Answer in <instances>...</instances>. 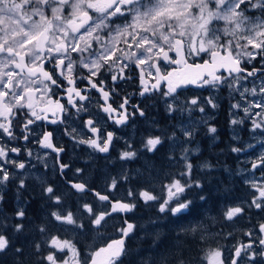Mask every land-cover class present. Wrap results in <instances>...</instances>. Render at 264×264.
Here are the masks:
<instances>
[{"label":"snow or ice","instance_id":"snow-or-ice-1","mask_svg":"<svg viewBox=\"0 0 264 264\" xmlns=\"http://www.w3.org/2000/svg\"><path fill=\"white\" fill-rule=\"evenodd\" d=\"M241 40L246 43L241 44ZM121 44L128 50L119 47ZM234 48L239 51L234 52ZM249 48L254 51H248ZM170 52L175 53V56L170 57ZM257 57L264 58V0H0V117L5 121L0 122V136H7L9 140L17 139L12 131V121L9 119L17 114L13 111L14 108L26 107L36 120L42 119L34 110L32 103L34 94L40 89L33 88L32 85H43L45 92L50 91L46 82L60 87L62 85L58 82L57 74L66 79L69 85H74L79 79H87L92 88H98L102 92L107 102L109 92L99 88L104 81L94 82L93 77L102 71L111 72L114 68H118L123 74L124 69L133 63L139 68L153 61L150 67L156 69V83L151 89L145 87L141 95L151 90L160 91L163 97L171 98L173 101L167 108L170 115L179 112L181 116L187 113L190 117L193 109L189 105L197 106L198 99L193 98L183 105H178L175 103L180 95L178 89L207 86L217 89L228 87L231 91H237L240 81L247 80L258 72H264V68L253 67L249 71L243 67V64H250ZM193 58H199L201 63H196ZM155 59H162L165 63L177 67L170 71L163 70L154 62ZM190 59H193L192 63H189ZM45 61L53 65L52 71L46 70ZM77 68L86 69L88 75H74ZM11 69H20V72ZM221 69H224L228 76H224ZM119 78L124 77L121 75ZM112 79L116 81L118 77L112 75ZM161 81L167 83L166 91L159 87ZM141 82L143 83V71ZM67 91L70 104L73 93L81 101L86 99L76 87ZM245 94L253 97L259 95L260 98L249 100ZM240 95L247 106L242 107L241 103L237 102L231 107L242 108L244 117L233 118L230 123L236 125L243 123L245 119H251L252 131L260 130L264 133V112H252L253 108L264 109V80L261 81L258 90L255 86L251 89L245 87ZM208 103L213 108L217 106L211 98L208 99ZM48 104L55 105L60 112L67 111L58 100H52L50 97ZM125 104L126 99L120 105V109H124ZM80 110L86 109L81 105L78 108V111ZM102 110L109 113V119L112 118L111 113L118 111L111 105L103 107ZM137 110L144 116L142 110ZM199 111L204 113V107H199ZM23 114L27 116L29 113ZM254 116H261L262 119L257 121L253 119ZM127 119L128 116L121 113L115 123L124 124ZM32 123L34 120L28 119L23 125V130H27L28 125ZM86 127L94 135L99 132L100 137L81 138L77 143L107 153L114 134L107 133V139L103 140V133L92 119L86 122ZM177 127L186 140H189L196 131L195 128L183 124ZM216 131L215 127H208L209 133ZM51 135L45 133L43 140L40 141L42 146L53 147L50 142ZM28 138L27 135L23 136L25 140ZM167 138L175 144L178 140L176 131ZM163 142V136L149 135L142 147L148 153H154ZM261 143L264 144V141ZM126 144L127 147L119 158L121 160L136 158L139 151L134 150L130 143ZM54 150L63 151L62 148ZM232 151L240 152L241 149L234 147ZM9 152L19 153L20 149L17 147L9 149L6 145H0V186H4L13 178L14 174L8 170V164H13L19 169L25 167L24 163H16L9 159ZM190 154L189 148L182 149L180 160L183 162V170L178 174L180 178L174 176L171 183L164 185L167 198L159 203L158 212L165 218L186 219V214L192 213L193 201L184 198L183 194L186 190L193 187L201 188L202 185L198 180H191L193 164L189 159ZM169 160H174V156L170 155ZM259 163L264 164V153L259 157ZM64 167L67 165H61L62 169ZM257 167V163L252 164L253 169ZM201 168L210 169L211 165L205 163ZM79 171L80 169H77V172ZM154 171V162L145 157L138 175L152 180ZM184 177L188 179L184 180ZM123 178L127 180V174H124ZM116 186L117 181L113 178L110 187ZM20 187H25L23 180L20 181ZM72 187L80 193L90 190L84 183H76ZM252 187L259 195L253 196L251 205L264 209V185L252 183ZM44 193L57 205L62 203V197L56 196L51 186L46 187ZM94 195L101 202L99 212L89 204L83 205L89 213L88 217H81L78 212L68 211L67 214H63L60 211H52V219L36 225L33 229L38 230L40 240L30 242L28 251L23 244L13 247L10 238L0 231V255L11 249L13 264H30V261L31 264H44L45 261L47 264H123L124 259L131 254L127 239L132 238L136 228L143 227L144 235L152 238V249L151 259L142 257L141 264H189L183 253L185 245L190 240L194 241L198 236L201 242H205L209 235H220L209 233L203 220L194 218V221L181 227L172 240L161 249L164 243L162 224L161 218L156 217L149 218L145 226L125 220L126 227L117 229L120 237L106 239L105 233L101 231L107 224L106 218L116 212H132L136 204L121 200L113 201L109 195L99 192H94ZM139 195L146 204L149 201L161 200V197L145 190H141ZM128 196L134 198L135 193L129 190ZM2 199L0 196V200ZM200 200L206 201V197L201 195ZM105 202L112 205L110 211L107 210ZM243 211L244 208L241 206L228 207L223 212V218L231 221ZM15 216L19 221H23L24 209H19ZM7 219L6 216L0 217V229L8 227ZM85 219L90 222V229L88 224L82 222ZM212 219L215 222L216 218ZM12 227L15 233H23L25 229L22 222H17ZM50 227L57 229L62 227L65 231L72 230L76 235L85 236L90 230L92 238L85 248L81 249L71 240H61L58 235H51L49 238ZM259 230L264 235V223L259 225ZM45 244L48 245L49 251L47 255H42ZM259 246L260 251L255 250L253 243L236 247L234 255L229 258L231 264H240V260L245 256L250 264H254L257 257H264V238H259ZM53 248L56 249L55 252L51 251ZM58 254H63V259H60ZM221 257L219 248H208L204 250L202 259L208 264H226V260Z\"/></svg>","mask_w":264,"mask_h":264},{"label":"trees","instance_id":"trees-1","mask_svg":"<svg viewBox=\"0 0 264 264\" xmlns=\"http://www.w3.org/2000/svg\"><path fill=\"white\" fill-rule=\"evenodd\" d=\"M243 67L249 70H252L253 67L259 68L258 58L253 60L250 65L246 63L243 64ZM186 92L194 93L193 90H187ZM218 92L223 93L221 88L218 89ZM224 95L226 94L222 95V99H225ZM228 99L230 100L229 95L226 98L227 103ZM222 102L223 100L220 102V107H217L215 112H213L214 119L212 118L211 120H209L206 126L203 124H199L197 127H194L196 131L191 139L193 140V142H197V144H199L200 152L189 158L193 164L191 180L200 181L202 187H193L190 190H186V192L183 194L184 198L193 201L192 213L191 215L186 214V219H177L174 217L170 219L165 218L158 212L157 208L159 207V203L162 202V200L149 201L146 204L140 196H137L141 190L148 191L152 195L162 193L161 191H159L161 190L160 188H164V185H166L171 180L168 175H173L174 178L176 174L175 177L180 178L178 175L179 172L177 164V160L180 159V153L179 150L176 151V146L175 148H172L174 144L167 137L171 135L173 130L176 131L177 137H179V130L176 127L178 121L182 119V117L178 112H174L170 116L167 111V107L163 106L164 97H162V94L160 93L158 97L159 109H157V111L154 112L151 116L155 124V129H150V134L145 130H141L138 133V136L141 135L144 137V139L149 135L164 137V142L161 145H158L157 150L154 153H148L144 149H141V151L139 150V153L141 152L145 154L144 157L154 162L155 164V171L153 172V176H155L156 179H153V183L144 181L140 182V178H134L130 176V172L133 169L138 168V163L140 160L138 158H135L134 161H128L127 163H125V167H119L117 163H112L110 164L111 167H108L106 170L108 172V181L98 182V180H96L97 171L95 174V169H93L91 171V174H95V178L87 184V188L90 190L79 195L73 192L71 189L69 190L66 188L65 190H63L64 188H58V190L54 191V194L56 196L62 197V203L59 205H54L53 200H49L47 195L44 196L45 193L43 192V189L41 190L40 188V191L34 190V186L32 184H26L25 186L28 185V188L22 189L20 187V183L17 180L11 179L7 182L4 188L5 192L3 194L5 196V203L3 211L0 212V217L6 216L8 218V227L6 229H0V231H3L10 238L13 247L23 244L26 247V251H28L30 249V242L40 240V234L38 230L33 231V229L36 225H39L46 220L52 219L50 216L52 211L66 208L73 213L82 212L84 210L83 205L88 203L89 205L91 204L92 206H94L95 210L99 212L101 209V203L95 199V197L91 194V191L95 190L98 192H102L105 195H109L111 200H118L119 197H115L113 191L117 192V190H121L123 192H129V190H132L136 196L133 198V200L121 198L125 202H132L136 204L135 209L130 212L129 221H132L133 224L136 225H140L144 222L146 225L149 218L160 217L162 224L161 231L163 232L164 241V243L161 245V249L172 240V238L176 235L177 231H179L181 227L186 226L189 224V222L194 221V218L203 220L205 222V225H207L208 223L213 224L212 232L219 233L220 235L213 237L211 235L206 240V242H201L199 240V237L197 236L194 241L190 240L189 243L185 245L183 253L184 259L188 261L189 264H191V261L193 262V264H197L201 260L204 249L214 247L219 248V245L225 240V235L230 234L228 230L230 227L229 222L223 218V212L228 208L227 205L233 204L236 201L250 200L253 191V189L249 188L250 185H243V174H241L240 170L236 169V165L237 167H239V164H242V162L238 159V156H236L237 152L232 151L235 146L232 145V142L224 133L228 132L227 127L231 120L227 119L228 115H226V106L225 104H222ZM170 117L173 119H171ZM241 118L239 117L238 119ZM246 120L248 121V119H245L243 123L238 125L239 129H237V131H239V134L242 135L241 141H243L245 136L248 140H250L247 134L251 132V129H249L250 124H247ZM227 121L228 123H226ZM211 124H213V127L217 129L216 133H214V136L207 131V126H212ZM247 131L250 132L248 133ZM212 137L216 138L212 140ZM217 139L219 140L218 142H216ZM136 141H134L133 144ZM133 149L138 150V146H136V143ZM170 155L174 156V160H169ZM205 163L210 164L211 168L202 169L201 165ZM113 167H116V169ZM226 169L227 171H225ZM182 170L183 164H181L180 172ZM124 174H127V180H125L124 178L120 179L121 176H124ZM113 178L117 179V186L115 188H111L112 191H109L107 188L108 186H111ZM183 179L187 180L188 177H184ZM201 195L206 197V201L200 200ZM159 197H161L162 199V196ZM88 198H92V201H88ZM21 206L25 208V217L23 221H19L15 216L16 209ZM106 207L108 209L107 203ZM263 213V211H251L250 213H248V215L249 217L254 218L255 215L257 217H260L261 215H263ZM207 217H209L210 219H212L213 217L216 218L215 222L213 221V219L210 222L209 220H207ZM106 219L107 224L103 229H101V231L105 233L106 239L119 236V232L117 231V229L122 227V216H120L119 214L113 216L111 215V217H108ZM17 222H22L25 225L26 230L24 229L25 231L23 233L19 234L14 232L12 225ZM82 222L88 224L89 229L91 228L90 222L88 220L85 219ZM140 228L141 227H138L135 230V233L140 236V239L138 240V242L131 243V245H129V248L133 251L128 257L124 259L123 264H141L142 257L151 259L150 250L152 249V239L150 236H145L144 234L142 237ZM51 235L59 236L57 229H51L50 227V231L48 233L49 238L51 237ZM141 237L143 238V240H141ZM91 238L92 232L89 230L86 236L82 235L79 239L72 238V240L77 244L79 248L83 249L85 248L86 244L91 241ZM186 246H191L192 248L189 254L187 253ZM48 251V245L45 244L42 255H47ZM198 257H200V260ZM0 264H13V253L11 249L7 253L0 255ZM44 264H47V261H45Z\"/></svg>","mask_w":264,"mask_h":264},{"label":"flooded vegetation","instance_id":"flooded-vegetation-1","mask_svg":"<svg viewBox=\"0 0 264 264\" xmlns=\"http://www.w3.org/2000/svg\"><path fill=\"white\" fill-rule=\"evenodd\" d=\"M122 22L123 21H118V23ZM120 46L122 47V44ZM73 55L75 56V54ZM169 56L174 57L175 54L173 52H170ZM257 58L258 62H261L263 60L262 68H264V58ZM205 59H208V57H206ZM194 60L195 62L201 61L199 58L198 60ZM154 62L166 71H170L173 68L177 67L176 65L165 63L162 59H156L154 60ZM192 62L193 59H190L189 63ZM151 63H153V61ZM45 64L46 70L52 71L53 65L48 64L47 61H45ZM137 69L138 68L136 66H134L133 68L130 65L128 68L124 69L123 74H121L120 71H115L114 68L111 72L102 71V73L92 78L94 82H99L101 80L104 81L103 84L99 85V88H103L104 91L109 92L107 102L105 101L102 92L99 91L98 88H92L87 79H79L74 85H69L66 79L57 74L58 82L62 86L57 87L55 85H51V82H46L48 83L50 89V91L47 92L44 91L43 85H32L33 88L40 89V91H37L34 94L32 103L34 105V110L42 116V119L36 120L34 116L30 115V110L26 107L22 109L14 108L13 111L17 114L13 117H10L9 119L12 121V131L14 132L17 139L9 140L7 136H0V145H6L9 149L12 147L19 148V153L9 152L8 158L15 161L16 163L35 165V168L39 173L38 176L40 177V181H36V179L28 177L27 175L29 171L26 169V167H24V169H19L17 167L14 168L13 164H8V170L14 174L13 179L17 180L19 183L21 180H23L25 182V185L32 184L34 186V190L37 191H40L39 189L41 188L37 184L38 182L42 184L51 182V184H49L48 186H51L54 191L58 190V188H64L63 190L67 188L69 190H72L71 185L76 182H83L87 186V184L91 182L89 176L91 170H88V166H75V164L77 163L75 159L78 156L85 155L90 159H94V161H96L97 159H108L111 156L115 157L118 150H120L122 146L126 145V142L133 144V142L140 137L138 136L139 131L143 130L144 128L148 130L152 128L155 129V124L151 116L154 112L157 111V109H159L158 97L161 92L154 91L149 94L141 95V84L139 83V79L137 76ZM11 70L20 72V69ZM152 70L153 72L151 73L150 77L147 78L145 76V79L147 78L145 81L146 85L152 83L156 79V69L152 67ZM115 73L118 74V79L121 75H123L124 78H121L120 81L118 79L116 81H113L112 75H114ZM74 75L86 76L88 75V73L85 72L82 68H77ZM14 83L15 81H13V84ZM72 87H76L81 90V94L85 95L86 99L81 101L79 97H76L73 93L72 103L70 104L69 92L67 90ZM165 87L166 85L163 84L160 88H163L166 91ZM17 91H20V89H17ZM49 97L52 100H58L59 103L67 109V111L60 112L59 109L55 107V105H49ZM125 99L127 100V104H125L124 109H120V105L124 103ZM168 100H171V98L164 97L163 106H166L167 108ZM73 105H76V107H73ZM81 105L86 110L78 111V108ZM108 105H111L112 108L118 110L115 113H111V119H109V113H106L102 110L103 107H107ZM225 106L228 119L231 120L232 115L229 111V106ZM137 109L142 110L144 112V116H141ZM23 113L29 114L25 116ZM121 113L126 114L128 116V119L124 124H117L115 123V120L119 119ZM28 119L34 120V123L29 124L27 130H23V125L27 123ZM89 119H92L95 126L101 130V132L103 133V140L107 139V133L112 132L114 134L112 143L109 146V151L107 153L95 151L92 148H89L86 144L77 143V140L81 138L88 139L90 137H100L99 132L94 135L89 130V128L86 127V122ZM53 121L56 122L53 123ZM0 122H5L3 120V117H0ZM246 123L250 124L249 120L246 121ZM238 125L240 124H236V126H233L230 123L228 125V132L224 133L232 142V145L235 146V148L241 149L240 152H237L238 159L241 160L246 156L248 150L244 149L245 140L241 141L242 135H240L239 131H237ZM209 126H207V128ZM250 127L251 126L249 125V128ZM73 129H75V131H73ZM232 130L233 132H231ZM247 132L249 133V131ZM45 133L52 134L50 137V142L53 145L52 148L44 147L40 143V141L43 140ZM210 134L214 136V133ZM24 135H27L29 138L27 140L23 139ZM233 136H236V138H234ZM212 140H214V137H212ZM218 141L219 140L217 139L216 142ZM98 142H100L99 139ZM193 145L195 148L197 147V152H200L199 144H194L193 142ZM60 148H62L63 151L54 150ZM29 152L31 153V155H29ZM61 165H67V167H64L62 169ZM77 169H80V171L77 172ZM49 177H51L53 181L52 179L48 181ZM27 186L23 188L27 189ZM0 196L3 197V199L0 200L1 212L4 209L5 203V196L3 194V191H1ZM91 200L92 198H88V201ZM251 202L252 197H250V200L247 201H236L233 204L227 205V207L241 206L244 208V211L239 214L238 217L233 218V220H226L230 223V227L228 229L230 231V235H225V240L219 245V249L222 254L221 258L226 260V264H231L229 258L234 255L235 248L238 246L253 243L255 246V250L260 251L259 238H264V235L260 233L259 225L261 223H264V213L263 215L258 217L257 220L248 217V213H250L251 211L264 212V209H258L255 206H252ZM21 208L25 210V208L21 206L16 209L15 213ZM245 216H247L248 218L244 219L243 217ZM248 233H251V235H248ZM139 239L140 236H136L135 234H133L132 238L127 239L126 241L128 248L131 243H136ZM130 250L132 253L133 250ZM201 262L202 261H199L198 263L200 264ZM191 264H193V262H191ZM240 264H250V262L245 256L240 260ZM254 264H264V257H257Z\"/></svg>","mask_w":264,"mask_h":264},{"label":"rangeland","instance_id":"rangeland-1","mask_svg":"<svg viewBox=\"0 0 264 264\" xmlns=\"http://www.w3.org/2000/svg\"><path fill=\"white\" fill-rule=\"evenodd\" d=\"M230 38L231 37H229V39ZM240 43L244 44V43H246V41L241 40ZM119 47H121V46L119 45ZM121 48H123L125 51L128 50L126 48V46L123 45V44H122ZM233 50H234V52L235 51H239V49H235V48ZM247 50L248 51H254L251 48H249ZM204 58H206V57H204ZM193 59H197L198 60V58H193ZM151 62L152 61H150L148 64H145V65H142L141 67H139L140 71L141 72L143 71V75L146 76L147 78L150 77L149 73L153 72L152 67H150ZM123 63H128V62L127 61H123ZM246 64H248V63H246ZM250 64H248V65H250ZM258 64H259V68L258 69L262 68L263 60L261 62H258ZM131 66L134 68V66H136V65L133 63V64H131ZM83 70L85 72H87L86 69H83ZM115 71H120V70L118 68H115ZM114 75L117 76L118 74L115 73ZM137 76H138V74H137ZM118 80L120 81L121 78H119ZM262 80H264V72L257 73L255 76L248 77L247 80L240 81V83L237 85V88H238L237 91H231L228 87H223V88H221L223 93H221V92H218L217 88H210V87L205 86V87H201L200 89H196V91H193L194 93H192V92L190 93V92H186V91L184 93H180V95L177 97V100L175 102L176 104L183 105V104L187 103L188 101H190L191 99L197 98L198 99V105L197 106L189 105V107H191L193 109V111L191 113V116L189 117V115L187 113H184L183 116H181L182 119H180L178 121L177 126L180 125V124L186 125V126L191 127V128L197 127L199 124H203V125L206 126L208 124L209 120H211L214 117L213 116V112H215L217 107L218 108L220 107V102L222 100H223L222 104H225V105L228 104V106H229V111H230V113L232 115L231 116V120L233 118L238 119L239 117L240 118L244 117V112H243L242 108L241 109H233L231 107V105L234 104V103L239 102V103H241L242 107L243 106H247L245 101L241 98L240 92H243L245 87L251 89L252 87L255 86L257 88V90H258ZM223 94H226V95H224L225 99H222V97H223L222 95ZM228 95L230 97V100L228 99V103H227L226 98L228 97ZM245 95L247 96V99H249V100H256V99L260 98L259 95L255 96V97L248 96L247 94H245ZM209 98L214 100L215 104L217 105L215 108H213L212 105L208 103V99ZM169 103H173V101L172 100H168L167 105ZM201 106L204 107V109H205L204 113H201L199 111V107H201ZM252 112H254V113L255 112H264V109L253 108ZM226 115H227V112H226ZM253 119H255L257 121H260L262 119V117L261 116H254ZM248 120H249L250 126H251V132L248 134L250 140H248L246 143H244L245 144L244 145V149L248 150V153L246 154V156L243 159H241L242 164L240 163L241 165L239 164V167H236V169L237 170L239 169L241 174H243V185H247L248 184V185L251 186V187L249 186V188L253 189L252 196H251L252 199H253V196L254 195H259V193L256 192V190L252 187V183H255L257 185H264V164H260L259 163V157L261 156L262 153H264V144L261 143V141H264V133H262L260 130H256L255 132H253L252 131V120L251 119H248ZM231 125H233V124H231ZM233 126H236V125H233ZM176 128L179 130L178 127H176ZM143 130H145L149 134L151 133V130H148L146 128H144ZM233 130L231 132H233ZM233 137L236 138V136H233ZM143 139H144V137L140 135L139 139L135 142L136 146H138V149L140 148V151H141V149H144L142 147V144L145 142L146 138L144 139V141H143ZM192 141L193 140L191 138L189 140H186V138L183 136V133L179 131L178 140L176 141V143L173 145L172 148H175V146H176V151L179 150L180 156L182 154V149L184 147L189 148L190 151H191V154H190L189 158H191L192 156H194L195 154L198 153L197 152L198 149L194 147ZM135 143L131 144L132 148L135 146ZM140 144H141V146H140ZM249 145H252L253 147H249ZM126 147H127V144L122 146L120 148V150H118V152H117L115 157L111 156L108 159L104 158V160H98L97 159L96 161H94V159H90L89 157H86L85 155L78 156L75 159L76 162H77L75 164V166H81V165L82 166H88V168H89L88 170H91V171L93 169H95V174H96V171H97L96 180L99 179L98 182L99 181H103V182L108 181V179H107V173L108 172L106 170H107L108 167H111L110 164L117 163V165L119 167H121V166H124L125 163H127L128 161H134L135 160V158L131 159V160H121L119 158L121 152L124 151L126 149ZM144 155L145 154L140 152L139 155L136 157V158L140 159L139 163H138L139 165H138V168L133 169L130 172V176L132 175L131 177L140 178L139 179L140 182L144 181V182H148V183H153V179H156L155 176H153L154 178L152 180H148L145 176L138 175V170H142V165L144 163V158H145ZM179 162H180V164H179ZM253 163H257L258 167L253 169L252 168V164ZM96 164H97V166H96ZM177 164H178V172H180L181 164H183V162L180 159H178L177 160ZM24 165H25L26 169L29 171L27 176L30 177V178L36 179V181H40V177L38 176L39 173H38V170L35 168V165H33V164H24ZM118 166H116V167H118ZM96 167L98 168V170H97ZM116 167H113V168L116 169ZM14 168H16V167L14 166ZM120 171H118V172H120ZM95 174L92 175L91 172H90L89 176H90V180L91 181L94 180ZM233 174H234V172H233ZM175 176H176V174H175ZM168 177H170L171 180L167 184L172 182L173 175L172 176L168 175ZM50 179H52V178L49 177L48 181ZM120 179H123V177L121 176ZM52 181H53V179H52ZM6 184L4 186H0V193H1V191H3V193L5 192L4 188H5ZM37 184L44 191V189L46 187H48V185L51 184V182H47V183H44V184L38 182ZM107 189L109 191H112L111 187H109V186H108ZM160 189L161 190H159V191H161L162 193H159V194H157L155 196H162L161 200L163 201L164 198H167V190L165 188H160ZM100 193H102V192H100ZM113 193H114L115 197L116 196L119 197L118 199H120V200H122L121 198L128 199V200H130V199L133 200V197H129L128 196V191L123 192L121 190H117V192L113 191ZM137 196H140V195L138 194ZM53 204L57 205L54 201H53ZM55 211H60L63 214H67V212L69 210H67L66 208H62V209L55 210ZM86 212L87 211L83 210L82 212H78V213H79V215L81 217H88L89 213L88 212L86 213ZM129 216H123L122 226L125 224L124 223L125 220H127L129 223L132 222V221H129V219H130ZM207 220H209L210 222L212 221V219H210L209 217H207ZM53 222H54V224L56 223L54 220H53ZM140 225L141 226H145V223L143 222ZM206 227H207V230H208L209 233H213L212 232L213 224L208 223L206 225ZM55 229H57V228H55ZM140 230H141L142 237H143V234H144L143 227H141ZM57 231H58V234H59L61 240H71V241H73L72 238L79 239L80 236H82V235H76L72 230L65 231L64 228H62V227L57 229ZM209 236H211V235H209ZM142 237H141V240H143ZM186 247H187V253L189 254L191 252L192 248H191V246H186ZM214 248H218V247H214ZM51 251L55 252L56 249L53 248V249H51ZM58 255H59L60 259H63V254H58ZM202 256H201V260H200L202 262L200 264H208V262L206 260H202Z\"/></svg>","mask_w":264,"mask_h":264},{"label":"water","instance_id":"water-1","mask_svg":"<svg viewBox=\"0 0 264 264\" xmlns=\"http://www.w3.org/2000/svg\"><path fill=\"white\" fill-rule=\"evenodd\" d=\"M174 54H175V53H174ZM196 63H201V61H197ZM137 68H138V67H137ZM257 69H258V68H257ZM220 71L223 72L224 75L228 76V73H227L226 71H224V69H221ZM137 72H138L139 83L141 84V92L144 90L145 87H148L149 89H151V86H152L153 84L156 83V79H155L152 83H149L148 85H146V84H145L146 79H145V76H144V75H143V83L141 82V71H140L139 68L137 69ZM163 84L166 85L165 89L167 90V83L164 82V81H161L159 87H161ZM187 89L196 90V89H199V88H197V87H195V86H188V87H186V88H184V89H178V91H184V90H187ZM154 91H156V90H151V91H149V92H146L145 94H149V93L154 92ZM76 183H80V182H76ZM76 183H73V184H76ZM82 183H83V182H82ZM73 184H72V185H73ZM72 185H71V188H72V191H73V192H75V193H77V194H82V193H80V192H77V190H76L75 188H73ZM85 192H87V191H85ZM85 192H83V193H85ZM91 192H92L93 196H95V195H94V192H98V191H95V190H94V191H91ZM99 193H100V192H99ZM101 194H103V193H101ZM103 195H105V194H103ZM106 195H107V194H106ZM95 198H96L97 201H99L98 198H97L96 196H95ZM118 200H120V199H118ZM113 201H116V200H113ZM121 201H122V200H121ZM99 202H100V201H99ZM123 202H124V201H123ZM100 203H101V202H100ZM105 204H106V202H105ZM108 205H109L108 210L110 211L112 205H111V204H108ZM118 214L121 215V216L123 217V216H129V215H130V212H128V213H122V212L112 213V215H118ZM123 227H126V225L124 224ZM120 235H121V234H120ZM120 235H119L118 237L111 238V239H117V238L120 237Z\"/></svg>","mask_w":264,"mask_h":264},{"label":"bare ground","instance_id":"bare-ground-1","mask_svg":"<svg viewBox=\"0 0 264 264\" xmlns=\"http://www.w3.org/2000/svg\"><path fill=\"white\" fill-rule=\"evenodd\" d=\"M214 119V118H213ZM228 119V118H227ZM230 120V119H229ZM247 121V120H246ZM214 122V121H213ZM226 123H228V121L226 122ZM230 124V123H229ZM228 124V125H229ZM212 126H213V124H211ZM204 127V126H203ZM228 128V127H227ZM239 129V128H238ZM249 129H251V127L249 128ZM174 131V130H173ZM208 131V130H207ZM228 131V130H227ZM236 131V130H235ZM250 132V131H249ZM230 133V132H229ZM209 134V133H208ZM207 134V135H208ZM228 134V133H227ZM248 135V134H247ZM231 136V135H230ZM249 136V135H248ZM204 137V136H203ZM207 137V136H206ZM229 137V136H228ZM215 138V137H214ZM249 138V137H248ZM245 140V141H244ZM243 141L246 143V141H248V139L246 138V136L244 137V139H243ZM193 142V141H192ZM194 144H197V142L195 143L194 142ZM140 146H141V144H140ZM203 147V146H202ZM197 148V147H196ZM248 148V147H247ZM138 150H140V148L138 149ZM203 153V152H202ZM237 156V155H236ZM242 157V156H241ZM202 159V158H201ZM234 161H236V160H234ZM204 163V162H203ZM165 164V163H164ZM195 164V163H194ZM126 165V164H125ZM197 165V164H196ZM200 165V164H199ZM101 167V166H100ZM125 167V166H124ZM236 167H237V165H236ZM235 168V167H234ZM233 168V169H234ZM165 169V168H164ZM219 170V169H218ZM239 170V169H238ZM224 171V170H223ZM225 171H227V169L225 170ZM105 173V172H104ZM118 173V172H117ZM239 173V172H238ZM229 174V173H228ZM106 175V174H105ZM208 175V174H207ZM237 175V174H236ZM118 176V175H117ZM116 176V177H117ZM132 176V175H131ZM239 176V175H238ZM131 178V177H130ZM129 178V179H130ZM243 179V178H242ZM99 180V179H98ZM117 180V179H116ZM142 180V179H141ZM123 181V180H122ZM235 181V180H234ZM165 182V181H164ZM242 183V182H241ZM102 185V184H101ZM108 186V185H107ZM147 188V187H146ZM239 188V187H238ZM122 189V188H121ZM136 191V190H135ZM44 192V191H43ZM91 194H92V192H91ZM80 195V194H79ZM15 196V195H14ZM44 196H46V195H44ZM136 197V196H135ZM92 201V200H91ZM142 201V200H141ZM88 204V203H87ZM91 205V204H90ZM108 205V204H107ZM153 207V206H152ZM201 207V206H200ZM146 208V207H145ZM158 208V207H157ZM199 209V208H198ZM82 210V209H81ZM85 210V209H84ZM101 210V209H100ZM86 211V210H85ZM99 211V210H98ZM198 212V211H197ZM87 213V212H86ZM13 214V213H12ZM196 214V213H195ZM201 215V214H200ZM252 215V214H251ZM113 216V215H112ZM253 216H254V214H253ZM249 217V216H248ZM247 216H245V217H243L244 219H247L248 218ZM123 218V217H122ZM190 218V217H189ZM251 218H253V217H251ZM199 219V218H198ZM258 219V217L255 215L254 216V220H257ZM140 221V220H139ZM251 221V220H250ZM253 221V220H252ZM246 222V221H245ZM259 222V221H258ZM130 223H132V222H130ZM230 224V223H229ZM251 224V223H250ZM253 224V223H252ZM123 227V226H122ZM247 227V226H246ZM238 228V227H237ZM52 229V228H51ZM225 229V228H224ZM231 229V228H230ZM26 230V229H25ZM24 230V231H25ZM50 231V230H49ZM230 232V231H229ZM228 233V232H227ZM20 234V233H19ZM134 234L137 236V234L134 232ZM140 234V233H139ZM142 234V233H141ZM213 237V236H212ZM206 242V241H205ZM227 243V242H226ZM204 246H206V245H204ZM217 246V245H216ZM205 250V249H204ZM203 254V253H202ZM200 256V255H199ZM199 258V260H200V257H198ZM203 260V259H202ZM197 262V261H196ZM199 264V263H198Z\"/></svg>","mask_w":264,"mask_h":264}]
</instances>
